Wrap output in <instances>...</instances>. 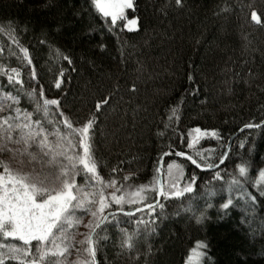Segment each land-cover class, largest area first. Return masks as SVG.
Masks as SVG:
<instances>
[{
	"label": "trees",
	"instance_id": "trees-1",
	"mask_svg": "<svg viewBox=\"0 0 264 264\" xmlns=\"http://www.w3.org/2000/svg\"><path fill=\"white\" fill-rule=\"evenodd\" d=\"M253 10L261 15L260 24L251 19ZM262 14L264 0H183V7L174 6L172 0H134V9L125 11L127 20L117 21L109 31L110 18L106 22L90 7V0H0V47L4 48L0 64L21 67L9 49L22 53L2 30L13 20L26 29L19 32V40L29 50L45 97L60 99L74 120L88 116L99 96L112 95L110 106L99 115L94 136L98 170L106 180L110 174L118 180L130 175L126 183L132 184L153 179L158 157L171 141L179 144L171 129L170 140L157 135L164 131L169 109L179 105L178 130L186 134L200 127L221 134L220 140H201L195 150L216 149L215 157L235 135L226 168L221 166L222 176H238L236 165L245 164L252 181L264 171V126L240 129L246 123L264 121ZM132 16L137 17L138 30L128 31L124 25ZM30 69L22 68L25 87ZM61 70L64 83L57 89L55 80ZM0 83H6V78L0 77ZM22 106L32 110L26 99ZM241 143L244 148L239 147ZM181 149L194 151L186 144H180L177 150ZM173 159L184 164L182 184L196 174V192L163 201L165 213L155 232L142 237L135 250L122 252L118 231L109 229L110 239L97 254L100 264H185L197 241L208 245L203 264H264V198L258 197L255 212L236 199L224 210L220 205L228 194L220 191L223 181L213 180V171L202 172L184 158ZM167 162L165 157L163 174ZM113 168L123 171L112 173ZM210 182L216 194L209 199L213 207L206 208L207 197H201ZM249 191L256 194L255 187ZM188 196L205 210L201 223L191 213L177 215ZM120 219L123 227L135 229V218ZM71 231L79 241L88 229L78 226ZM70 252L68 260L75 261V249Z\"/></svg>",
	"mask_w": 264,
	"mask_h": 264
},
{
	"label": "snow or ice",
	"instance_id": "snow-or-ice-1",
	"mask_svg": "<svg viewBox=\"0 0 264 264\" xmlns=\"http://www.w3.org/2000/svg\"><path fill=\"white\" fill-rule=\"evenodd\" d=\"M172 3L183 7V0H172ZM90 7L106 22L110 18L108 28L111 31L117 21L127 20L125 9H134V3L133 0H90ZM222 11L227 12L228 9ZM250 16L257 24L261 23V15L255 10ZM136 26V19L128 20L124 25L128 31L138 30ZM2 30L22 56L9 49L21 67L0 64V77L6 78V83H0V264H100L97 254L110 239L109 229L118 231L122 252L135 250L142 237L155 232L157 221L165 213L163 201L185 198L186 194L196 192L198 177L190 174L187 183L182 184L184 164L177 163L173 157L184 158L185 162H190L202 172L213 171V180L223 181L220 191H226L228 198L220 205L222 209H229L236 199L243 200L245 206L255 212L258 197L264 198V171H259L258 179L250 181L248 167L239 164L236 165L238 176L228 173L229 178L224 179L221 166L226 168L231 145H226L227 150L215 157L216 149L195 150V145L201 140H220L221 134L217 129L200 127L189 129L186 134L178 130L179 105L169 109L167 120L163 121L164 131L157 132L158 136L170 140L168 130L171 129L179 144L171 141L167 145L168 150L158 157L153 179L148 184H132L126 183L132 179L130 175L118 180L110 174L106 180L98 170L94 136L99 115L110 106L112 95L99 96L88 116L74 120L60 99L45 97L44 86L37 79L29 50L19 40V32L26 29L9 20ZM3 52L4 48L0 47V55ZM63 59L72 64L68 56H63ZM26 66H31L27 87L22 78V68ZM189 80H192L191 76ZM63 83L64 70H61L55 80V88L61 89ZM131 91L134 92L135 88ZM25 99L32 105L31 111L22 106ZM262 126L261 123L249 122L244 128ZM180 144H186L194 151L189 154L183 149L177 150ZM239 147L244 148V143ZM165 157L170 161L167 162V181L161 175V162ZM122 171L120 168L111 170L116 174ZM78 178L82 182L78 183ZM249 187H255L256 194L250 192ZM215 194L216 189L211 182L205 185L201 198L207 197L206 208L213 207L209 199ZM187 201L183 203L182 200L177 215L181 211L191 213L196 223H201L205 210L197 205L195 197L188 196ZM137 213L142 215L137 217ZM145 215L148 219L144 218ZM85 216L91 217L83 224L88 231L81 234L83 239L77 241L71 230L80 226ZM122 216L135 218L134 230L129 231L122 226ZM207 247L203 241H197L189 250L185 264H203ZM71 249H75V261L68 260ZM136 259H139V254Z\"/></svg>",
	"mask_w": 264,
	"mask_h": 264
},
{
	"label": "rangeland",
	"instance_id": "rangeland-1",
	"mask_svg": "<svg viewBox=\"0 0 264 264\" xmlns=\"http://www.w3.org/2000/svg\"><path fill=\"white\" fill-rule=\"evenodd\" d=\"M125 11H126V9H125ZM131 19H136V20H137V17H136V16H135V17L132 16V17H130L129 20H131ZM167 179H168V177H167V172H166V173L163 174V180H164V181H167ZM108 191L110 192V191H112V190L109 189ZM89 219H91L90 216L86 217V218L83 220V223H82L80 226L83 227V224H84V223H87ZM85 229H86V228L83 227V230H85Z\"/></svg>",
	"mask_w": 264,
	"mask_h": 264
},
{
	"label": "water",
	"instance_id": "water-1",
	"mask_svg": "<svg viewBox=\"0 0 264 264\" xmlns=\"http://www.w3.org/2000/svg\"><path fill=\"white\" fill-rule=\"evenodd\" d=\"M133 3H134V1H133ZM260 123H261V124H264V121H262V122H260ZM241 129L246 130V129L244 128V126H243ZM241 129H240V132H242ZM244 130H243V131H244ZM234 138H235V135H233V136L229 139L227 145L230 144V145L232 146V143H233ZM225 150H227V148H226ZM161 163L163 164V161H162ZM161 175H162V179H163V169H162V173H161ZM97 259H98V257H97Z\"/></svg>",
	"mask_w": 264,
	"mask_h": 264
}]
</instances>
